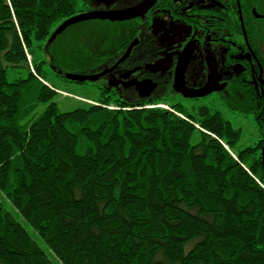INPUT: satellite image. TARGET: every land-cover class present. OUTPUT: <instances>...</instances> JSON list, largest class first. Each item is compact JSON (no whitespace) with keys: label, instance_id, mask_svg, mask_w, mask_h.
Listing matches in <instances>:
<instances>
[{"label":"trees","instance_id":"obj_1","mask_svg":"<svg viewBox=\"0 0 264 264\" xmlns=\"http://www.w3.org/2000/svg\"><path fill=\"white\" fill-rule=\"evenodd\" d=\"M81 5L0 0V264H264L263 103L234 82L220 99L260 132L241 150L242 129L207 106L102 88L60 112L27 54Z\"/></svg>","mask_w":264,"mask_h":264},{"label":"flooded vegetation","instance_id":"obj_2","mask_svg":"<svg viewBox=\"0 0 264 264\" xmlns=\"http://www.w3.org/2000/svg\"><path fill=\"white\" fill-rule=\"evenodd\" d=\"M140 5L144 11L135 18L78 24L119 27V42L106 53L95 52L89 65L93 70L87 75L114 67L131 48L115 71L93 84L126 103L157 100L184 107L208 97L220 100L234 82L238 90L249 91L264 105V0H82L83 12L77 15ZM187 48L190 58L185 63L182 56ZM214 72L215 88L209 96L189 98L180 92L211 87ZM148 80L155 88L142 100L136 87Z\"/></svg>","mask_w":264,"mask_h":264},{"label":"rangeland","instance_id":"obj_3","mask_svg":"<svg viewBox=\"0 0 264 264\" xmlns=\"http://www.w3.org/2000/svg\"><path fill=\"white\" fill-rule=\"evenodd\" d=\"M118 29L119 27H110L106 23L77 25L68 29L55 41L49 42V39L42 44L41 49L35 46L33 54H27L30 67H32V61H35V59L45 61L44 79L46 84L56 87L58 94L54 101L57 103L60 112H70L86 104H93L95 101L100 100L101 89L104 87L99 88L98 84L93 83H68L58 77L56 72L61 70L69 72L66 69L72 70L70 73L74 74L92 72L93 69L90 68L92 59L90 60V58L95 55V52L103 54L115 47L119 42L120 33ZM169 104L172 105L171 103ZM200 106H207L222 112L236 128L242 129L243 137L237 147L238 150L253 145L259 139L260 132L253 119L230 112L216 96L208 97L201 101L188 102L184 108L190 114H194ZM160 107L169 108L161 104ZM0 198L9 208L8 202L1 194ZM15 217L17 218V215ZM21 222L26 226L23 220ZM31 235L35 236L33 233ZM34 238L44 248L42 242L36 236Z\"/></svg>","mask_w":264,"mask_h":264},{"label":"water","instance_id":"obj_4","mask_svg":"<svg viewBox=\"0 0 264 264\" xmlns=\"http://www.w3.org/2000/svg\"><path fill=\"white\" fill-rule=\"evenodd\" d=\"M144 6L140 5L138 7L132 8V9H128V10H123V11H91L85 14H81V15H77L74 16L68 20H66L64 23H62L57 29L56 31L52 34L49 42H53L55 41L60 35H62L67 29H69L72 26L78 25L82 22L85 21H91V20H110V21H124V20H128L131 18H135L137 16H139V14L144 11L143 10ZM190 51V48L186 49L184 54H183V59L184 62L187 63L189 58H190V54L188 53ZM131 52V48L128 50V52L118 61V63L110 68L107 69L103 72L97 73V74H91V75H87V74H74V73H70V72H61V74L69 81L71 82H75V83H86V82H90V83H95L98 82L102 79H104L105 77H107L109 74H111L113 71L116 70V68L118 66H120L125 60L126 58L129 56ZM191 53V52H190ZM188 56V59L186 58ZM136 71L131 72L134 73ZM182 81H183V72H182ZM184 83V82H183ZM215 83H216V75L214 72V76H213V81L210 82L211 87H209V84L206 88L196 91L194 93H188L187 91H184L182 89H179L180 92H185V96L189 97V98H201V97H206L209 96L210 94H212L214 92V88H215ZM154 84L151 81H144L141 82L137 85L136 89L140 94V98L142 100H146L154 91Z\"/></svg>","mask_w":264,"mask_h":264}]
</instances>
